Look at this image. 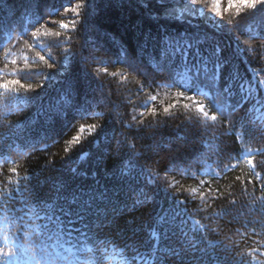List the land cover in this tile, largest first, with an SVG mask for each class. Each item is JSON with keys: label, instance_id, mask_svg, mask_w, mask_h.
Masks as SVG:
<instances>
[{"label": "snow or ice", "instance_id": "1", "mask_svg": "<svg viewBox=\"0 0 264 264\" xmlns=\"http://www.w3.org/2000/svg\"><path fill=\"white\" fill-rule=\"evenodd\" d=\"M112 3L113 0H24L27 23L22 18L13 20L0 15V49L5 61L0 69V127L7 129L0 133V175L5 176L0 201L13 200L16 193L21 197L19 208L9 211L5 207L0 216V230L5 233L0 264H112L117 258L118 264H264V76L247 63L252 74L249 79L237 62L238 58L241 63L247 62L248 55L264 60V0H227V7L222 6L223 0H140L141 14L155 21V30L145 31L139 23L122 21L124 30L134 33V45L104 33L106 46L93 35H99L95 22L98 10ZM57 26L59 30H55ZM224 34L235 41L234 51H228L229 46L220 42ZM29 35L31 42L25 39ZM240 36L246 38L241 40ZM20 43L35 52L34 57L22 58V67L12 51ZM61 48L60 60L51 52L44 54L46 49ZM9 64L12 70L6 71ZM115 65L124 68L110 72ZM125 71L142 78L137 91L147 96L138 105L143 111L132 115L134 124L119 121L128 134L121 131L123 139L115 140L114 153L119 160L112 172V187L99 181L87 183V172L78 171L68 162L89 156L82 150L84 141L98 150L103 142L101 155L108 154V145L116 137L114 117L111 111L97 109L110 102L113 90L101 77L116 78ZM37 75L43 77L38 83L22 82ZM57 83L62 86L59 98L45 105L46 88ZM161 88L170 93L175 89L173 102L156 105L158 96L152 93ZM116 94L119 95L118 88ZM181 101H187L182 105L184 109L194 106L195 113H181ZM26 105L36 107V117H44L43 132L38 138L32 136L34 121L4 123L12 111ZM245 105L248 108L244 116L233 121V115ZM111 107L118 105L112 103ZM146 115L152 119L146 120ZM178 116L184 119L177 125L175 139H185L180 128L198 126L205 134L201 143L206 151L169 156L167 166L159 169L158 150L173 143L172 136L164 137L161 129L169 127L168 121ZM88 120L94 122L81 123ZM217 127L226 131L216 135L212 130ZM73 129L76 133L64 140V156L60 157L71 175L40 180V172H36V182L21 187L18 160L31 152L44 151L49 156L44 165L47 168L56 155L47 150ZM224 135L235 136L240 145L238 153L225 154L221 147ZM145 139L151 143L137 150L135 141ZM253 142L262 147L253 150ZM40 143L43 148L38 149ZM25 148L29 151L25 152ZM78 148L80 151L75 152ZM12 153H16L15 157ZM212 156L217 159L212 160ZM224 156L235 162L221 168ZM241 163L247 167V183L236 176L224 188L214 186ZM9 164L13 166L5 172ZM7 173L17 180L12 181ZM92 175L94 179L96 174ZM176 176L196 180L197 186L183 189ZM235 181L240 182L245 197L248 185H252L250 203L236 198L231 190ZM257 183L260 196L254 195ZM44 184L49 189L42 195ZM185 191L187 195L181 199ZM120 195L134 198L132 207L151 203L149 220H130L114 233H104V222L107 220L111 226L115 220V216L108 220L110 213L123 212L118 203ZM197 198V208L190 211L187 205ZM200 213H204L201 219L207 223L194 218ZM221 220L240 224L236 234L255 237V246L233 255L231 237L209 239V235L221 237L219 226H212ZM18 233L22 238L13 239ZM85 253L89 255L82 259Z\"/></svg>", "mask_w": 264, "mask_h": 264}, {"label": "trees", "instance_id": "2", "mask_svg": "<svg viewBox=\"0 0 264 264\" xmlns=\"http://www.w3.org/2000/svg\"><path fill=\"white\" fill-rule=\"evenodd\" d=\"M140 0H113V3L110 7H104L101 5V8L97 12L96 16V27L99 31V35H93V39H96L100 41L101 43H104L106 46L108 44V40L105 38L104 33H107L109 37L114 38L117 41H127L134 45L135 39H134V33L129 31L126 32L124 28L121 26V22L123 21L124 24H128L131 22L132 24L139 23L141 27L147 31L149 28H152L155 30V21H152L148 19L146 16H142L141 14V7L139 6ZM24 0H2L0 2V15L5 16V18L18 20L23 19L25 23L29 20V17L24 15ZM227 19V17H225ZM19 30V29H18ZM32 29H29V33ZM59 30V28H58ZM238 35V34H237ZM245 36H240V39H245ZM25 39H28L29 42H31V36L25 37ZM220 42L228 47V51H234L235 49V41L232 39L231 36L224 34L219 37ZM243 47V45H241ZM14 55L19 58L18 66H23V57L29 56L34 57L35 52L28 50L24 47L23 43H20L19 46L14 47L12 49ZM48 52H51V54L55 57L56 60H60L63 55V49H46L44 54L47 55ZM100 55H104L103 53H99ZM237 62L239 63L240 70L246 74V76L249 79H252V74L247 69V63L251 64V68L256 69L257 71L261 72V76H264V60H261L259 56H257L255 59L251 55L247 56V62L241 63L239 58L237 59ZM4 59H3V49H0V69L4 68ZM33 67H36L34 65ZM40 68L43 66L40 65ZM124 68L123 65H115L114 67H110L109 71H122ZM12 65L9 64L6 71H11ZM150 71V70H149ZM9 79L13 77H7ZM43 79L42 76H34L31 79H25L22 80L24 83H38ZM101 79L105 80V83L107 86H110L113 90V95L110 98V102L107 105H101L98 111H103L105 113H108L111 111L113 117H114V125L113 127L116 129V137L111 141V144L108 145V154L106 156L101 155V150L104 149V143H101L100 150H98L96 147L91 146L87 143V141H84L83 143V151L89 152V156L86 157L84 160H79L78 162H72L69 161L68 163L71 164L72 167H75L78 169V171L81 172H87V183H95L96 181H99L101 185L112 187L113 180H112V172L114 171L116 165L118 164L119 158L115 155L114 149H115V140L116 139H123L119 135L121 131L125 132V134H128V130L123 127L119 121H124L125 123H135L132 121V115L138 114L140 111H143L138 105H140L142 102H144L147 99V96L145 93H139L138 94V85L142 78H138L129 72L125 71L123 76L112 78H104L101 77ZM156 79H160L159 77H156ZM62 86L57 83L53 85L51 88H46V95L44 99V104L47 105L49 101L52 103H55L56 100L60 96V91L58 89H61ZM117 88L119 89V95L116 94ZM152 91V90H149ZM152 94H156L158 96L157 101L155 102L157 106L167 105L168 103H171L174 101V94L175 89L171 91V93L167 89H158L153 91ZM202 103H207L206 100H204L203 97H197ZM187 101H181L180 102V109L179 111L181 113H195V107L190 106L189 109H184L182 107L183 103ZM115 103L118 105L115 109L111 107V104ZM136 106V113H133V107ZM248 108V105H245V107L239 111H237L232 119L233 121H239V119L244 116L245 110ZM36 107L32 105H26L23 108L12 111L10 115L7 116V120L4 121L5 124L7 123H17L22 121H34L32 124V128L34 131L32 132L33 138H38L42 132H43V121L44 117H36ZM162 107H161V117H162ZM108 116H105V119H107ZM146 120L152 119L151 116H145ZM184 119L183 116H178L175 120L168 121L169 127H164L161 129V132L163 133L164 137L172 136L173 143L168 145L166 148L159 149L160 153V165L159 169H163L168 164V157L169 156H175V155H195L199 152L206 151L203 147L201 141L204 138V135L200 128L198 126H188L187 130L184 128H180L179 131L185 139H175V132L177 131V125L181 124V121ZM94 121L88 120V121H81V123H93ZM7 129L4 127H0V133L5 132ZM215 132L216 135H219L221 131H226V129L222 127H217L216 129L212 130ZM76 133V130L73 129L71 132L68 133L67 136L63 137L61 142L59 144H56L55 146H51L47 152L50 153H56L54 157H52L53 164L49 165L47 168H44V165L46 161L49 159V156L44 151H35L31 152L29 155L25 156L23 159L18 160L19 165V177L20 179V186L23 187L25 184H28L31 186V183L36 182V177L34 176V173L40 172L39 179L40 180H47L49 177H54L57 175H61L64 177H67L71 175L67 171V165H63V162L61 161L60 157L64 156L63 148L65 147L64 140L70 139L72 135ZM208 138H211V133L208 134ZM91 139V137H89ZM160 137L157 136V140H159ZM221 140L223 143L221 144V147L224 149L225 154L227 153H233L236 154L240 151V145L235 141V136L232 135H224L221 137ZM48 144L51 145V140L46 141ZM219 143V141H217ZM19 143V142H18ZM137 150L142 151V145L146 143H151V141L148 140H138L135 141ZM258 147H262L261 143L253 142L251 144V148L255 150ZM37 148H43V143H40L37 145ZM25 152H28V149H24ZM80 151L78 148L75 150V152ZM75 152L73 153V158L75 160ZM13 157H15L16 153L11 154ZM153 159H156V157H153ZM212 160L217 159L216 156L211 157ZM260 157H257V160H259ZM143 163L144 161H140ZM235 161H231L226 158V156L221 157L220 160V166L223 167L224 164H230L234 163ZM63 165V167H62ZM13 166L11 164L5 165L4 171L6 172L7 167ZM44 169L41 172V169ZM59 170V171H57ZM259 170V169H258ZM93 173H95V178L93 179ZM247 167L243 163H241L240 167H238L235 170L229 171L226 174L222 176V178L214 184L216 186L217 184L224 188L227 184L232 183L235 180L236 176H241L245 183H247ZM7 176H10L12 181L17 180V177L15 175H12L11 173H7ZM24 176H29L30 180H24ZM171 179V177H169ZM177 180H180V184L183 186V189H189L192 187H196L198 181L193 180L191 178H184L180 179L179 176H176ZM201 179H204V177H201ZM5 182V176L0 175V187L4 185ZM161 184L164 183L163 180L160 181ZM13 187H15V184H13ZM259 184H256V191L254 193L255 196H260L261 192L259 190ZM249 193L245 197L241 194V185L239 181H235L233 188L231 189L235 195L236 198L240 201H243L245 203H250L252 198V185H248ZM49 185L44 184L41 185V194L48 193ZM171 191H174V189H171ZM151 194V193H150ZM187 195V192H183L180 196L181 199L184 198V196ZM21 199L19 196V193L15 194V199L13 200H3L0 201V216L4 214L5 207L9 211H13L16 208L20 207V204L18 201ZM134 202L133 199H125L123 195H120L118 197V203L121 208H123V212H116V213H110L108 220H112L113 216H115L114 223L109 226L108 221L106 220L104 222V227L102 231L104 233H109L112 231L114 233V230L117 228H123L124 225L130 221V220H136L138 223H147L149 220V213L151 212V209L153 205L151 203L143 204L137 207H132ZM199 203V200L197 198L196 201H193L189 203L187 206L190 211H194L197 208V205ZM219 203V202H218ZM204 215V213H200L198 215H195V219H200L201 223H207V221L202 220L201 217ZM227 219V218H226ZM219 226V228L222 230L221 237H217L215 235H209V239H221L224 236L231 237V241L233 244V255L238 252H247L250 247H254V240L256 239L253 237L252 239H249L248 237H242L241 235L236 234V229L240 228V224L233 223V224H227L224 220L218 221L216 224L212 225L213 227ZM231 229V230H230ZM243 231V230H242ZM5 235L3 230H0V247L4 246L3 236ZM22 238L21 234H17L13 237V239ZM74 242V241H73ZM118 243H122V241H117ZM131 242V241H130ZM227 243V241H225ZM66 246H68L66 244ZM203 247V245L201 246ZM143 251V249H141ZM89 254L85 253L81 258L85 259L87 258ZM220 255L223 256L224 253L220 252ZM119 258L117 260H114L112 264H118ZM170 264H173L172 261H170ZM193 264H195V261H193Z\"/></svg>", "mask_w": 264, "mask_h": 264}, {"label": "rangeland", "instance_id": "3", "mask_svg": "<svg viewBox=\"0 0 264 264\" xmlns=\"http://www.w3.org/2000/svg\"><path fill=\"white\" fill-rule=\"evenodd\" d=\"M223 7H227V0H223V5H222ZM225 15V17H227V13H225L224 14ZM55 19H59V17H55ZM55 30H58V26L56 27V29Z\"/></svg>", "mask_w": 264, "mask_h": 264}]
</instances>
